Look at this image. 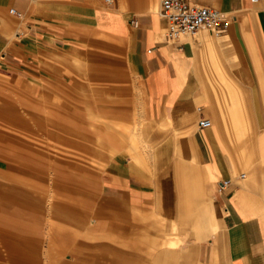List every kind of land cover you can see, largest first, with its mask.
Masks as SVG:
<instances>
[{"label": "crops", "instance_id": "1", "mask_svg": "<svg viewBox=\"0 0 264 264\" xmlns=\"http://www.w3.org/2000/svg\"><path fill=\"white\" fill-rule=\"evenodd\" d=\"M187 1L224 13L228 31L170 40L161 0H0V101L102 86L100 116L142 135V154L120 142L132 157L108 164L101 236L63 264H100L96 245L101 264H264V0ZM88 64L101 76L63 78ZM14 194L0 188L1 262L45 264V243L14 253Z\"/></svg>", "mask_w": 264, "mask_h": 264}, {"label": "rangeland", "instance_id": "2", "mask_svg": "<svg viewBox=\"0 0 264 264\" xmlns=\"http://www.w3.org/2000/svg\"><path fill=\"white\" fill-rule=\"evenodd\" d=\"M100 72L88 64L79 66L76 73L64 68L62 76L66 80L79 78L86 83L87 78L101 76ZM20 83L26 90L38 86ZM97 88L102 86L68 85L62 93L48 92L44 100H32L26 105L20 93L12 100L2 96L5 100L0 101V188L15 191L24 205L19 206L21 202L14 205L27 211L14 213L15 233L20 237L16 254L24 248L30 252L28 256H36L38 252L33 243L41 250L45 243V264H63L69 255L81 254L82 249L90 248L87 244L93 242L92 238L102 234L97 212L105 205L102 179L106 182V169L115 160L132 157L127 149L118 152L120 142L123 147L131 143L143 145V142L140 133L130 135L125 128L123 133L119 132V125L124 126L125 119L100 116L104 102L95 94ZM106 125L107 133L103 134ZM144 135L149 142V133ZM14 163V167L10 166ZM137 167L149 169L139 164ZM13 174L15 180L11 181ZM0 200L4 204L12 201L1 197ZM27 237L31 239L28 248ZM94 248V256L101 264L106 257L102 250L106 247ZM0 264L5 262L0 259ZM31 264L37 262L32 260Z\"/></svg>", "mask_w": 264, "mask_h": 264}, {"label": "built area", "instance_id": "3", "mask_svg": "<svg viewBox=\"0 0 264 264\" xmlns=\"http://www.w3.org/2000/svg\"><path fill=\"white\" fill-rule=\"evenodd\" d=\"M106 1L112 3L113 0ZM161 17L167 23L170 40L195 37L202 30H207L216 37H220L230 27V21L224 13L190 3L187 0H161ZM211 125L210 120L202 119L199 121L200 128H209ZM229 184L230 181H224L221 183V188L223 189Z\"/></svg>", "mask_w": 264, "mask_h": 264}]
</instances>
